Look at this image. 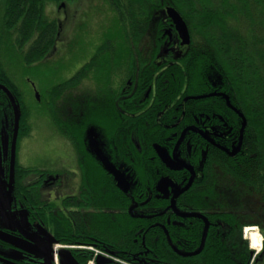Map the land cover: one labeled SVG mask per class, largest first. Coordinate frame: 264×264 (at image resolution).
Listing matches in <instances>:
<instances>
[{
    "label": "trees",
    "instance_id": "1",
    "mask_svg": "<svg viewBox=\"0 0 264 264\" xmlns=\"http://www.w3.org/2000/svg\"><path fill=\"white\" fill-rule=\"evenodd\" d=\"M50 1L63 0H0L4 10L0 36L8 38L4 45L18 52L22 65L38 64L56 48L58 22L45 13ZM106 1L109 9L119 12L113 32L103 37L74 77L51 91L59 97L85 78L96 79L99 105L106 103L101 113L72 132L64 126V134L82 156L81 199L92 214L77 213V224L69 221L67 230L62 228L63 243L93 245L130 264H264L257 263L251 250L232 249L236 244L229 239L235 229L246 227L234 213L207 210L209 198L217 191L211 177L216 165L258 190L264 200V0ZM151 1L156 6L161 3L159 9L164 3L175 7L189 27L191 43L179 44L186 51L179 50L172 64L158 61L165 55L160 30L164 23L162 10H155L153 17ZM0 77L21 110L12 120L16 128L12 141L7 142L8 121L0 120V142L15 173L13 184L20 186L36 171L19 159L21 140L31 130L30 110L20 84L1 62ZM129 79L135 95L127 100L121 90ZM149 86L151 101L146 103L150 107L144 109L142 100ZM2 112L4 117L6 109ZM92 128L105 155L126 173L131 183L127 193L117 187L91 150ZM157 147L177 156L183 167L169 168ZM164 177L177 182L168 196L157 190ZM129 201L130 213L120 212L127 210ZM64 204L68 208L80 205L75 197L64 199ZM104 208L111 212L101 211ZM51 214L53 221L60 212ZM98 215L105 229L85 221L86 216ZM124 218L130 221L126 230L120 221ZM161 218L171 222L164 220L165 227L155 224ZM109 225L119 231L117 227L106 230ZM142 243L146 247H140ZM139 250L147 254L137 257ZM76 255L86 264L91 252L77 250Z\"/></svg>",
    "mask_w": 264,
    "mask_h": 264
},
{
    "label": "rangeland",
    "instance_id": "2",
    "mask_svg": "<svg viewBox=\"0 0 264 264\" xmlns=\"http://www.w3.org/2000/svg\"><path fill=\"white\" fill-rule=\"evenodd\" d=\"M67 2V15L60 10V2L54 3L50 1L45 6V13L51 19L59 18L60 20L61 17L65 19L57 47L53 53L44 61L33 66H27L25 64L22 65L17 51H13L9 47H3L4 62L2 64L9 75L20 84V89L25 94V102L29 105L30 110L29 123L31 124V130L21 140L19 159L22 165L34 168L36 171L26 177L23 183L29 184L36 180L39 177V171H47L59 175L60 177L54 186L48 188L38 187L36 191H38V195L42 200L55 203L56 208L58 207L57 209H62L63 205L68 213L69 208L66 210L63 199L67 196L78 194L80 185L83 188L84 183H80L82 169L78 163L76 148L69 137L64 134V126L65 130L72 132L74 127L79 128L83 123H87L91 116L101 113L105 109L106 103L104 104L103 102L102 105H99L100 102L98 101L101 97L96 79L85 78L76 86L62 91L59 97H53L52 94L54 93L51 94V91L54 86L70 80L78 73L94 53L95 48L102 42L103 37L108 32H113L116 19L112 15L106 0H72ZM151 5L154 6L150 8L153 17L155 10H157L156 12L162 10L163 25L166 26L170 20L166 14V7L171 5L164 3V7L161 9L158 8L161 3L156 6L151 1ZM2 6L3 4L0 3V18L4 14ZM151 22L153 21L151 20ZM163 36H165V39H169L167 33L163 32ZM172 48L173 51L175 50L174 52L170 50L172 51L171 53H166V56L162 55L159 60H167L166 63H174L178 57V51L182 50V48L179 44L173 45ZM24 49L26 50V48ZM161 51L165 54L164 46L161 47ZM185 51L186 48H183L181 53ZM92 76L95 75L92 74ZM32 84H35L39 98H37ZM55 117H60L67 123H57L54 119ZM90 138L89 143L93 139L91 133ZM100 143L97 137L96 144L99 145ZM1 147L2 144L0 142V152ZM1 155L2 153L0 154V175L5 177L0 178L1 224L18 228L24 232L28 238H24L22 241L40 252L43 251L45 263L53 264L51 257L53 241L48 233L49 230L38 220H29L27 218L29 209L26 207L15 203L9 209L7 208L9 203L8 195L10 198V189L7 186L8 180L6 178L8 170L3 163ZM211 177L213 178L214 189L216 188L217 191L215 197L209 198L207 210L232 212L236 215L239 223L243 225L257 224L258 227H256L255 231L259 235L261 233L259 231L262 230L264 232V200L262 194L253 187L245 185L235 177L226 174L217 165L211 171ZM131 204L132 202L129 201L125 205L127 210H120V212L130 213ZM81 207H83V215L91 212V209H84L85 206L83 204ZM101 211L108 212L109 209L104 208ZM139 211L143 212L141 209ZM85 218L87 223L93 224L91 227H102L105 229V224L101 223L103 219L99 215L97 217L86 216ZM120 221L124 225V230L130 226L128 218ZM116 227V225H109L106 230L116 229ZM246 228L235 229L234 234L229 239L230 243L236 244L232 249L237 251L245 250L247 252L251 250V252L254 251L256 254H264L263 237L260 235L262 245L259 249L250 247L251 241ZM117 231H119L118 227ZM9 236L14 238L11 235ZM18 239L20 240V238ZM82 250L87 251L86 249ZM3 253L4 255L22 257L21 253L7 249H4ZM59 254L61 264H79L72 255L71 250L61 249ZM5 261L9 262L8 259ZM55 262L58 264L57 258ZM3 264L8 263L3 262ZM9 264L12 263L9 262Z\"/></svg>",
    "mask_w": 264,
    "mask_h": 264
},
{
    "label": "flooded vegetation",
    "instance_id": "3",
    "mask_svg": "<svg viewBox=\"0 0 264 264\" xmlns=\"http://www.w3.org/2000/svg\"><path fill=\"white\" fill-rule=\"evenodd\" d=\"M66 3H68L66 0L61 1L59 7H60V10L63 11L64 13H66V15H67ZM106 3H107V1H106ZM108 6H109V4H108ZM111 13L115 17V19L119 15V12H116L113 9H111ZM52 20H55L58 22V28H59L58 35H60L62 32V29L64 27L65 19L64 18L62 19V17H61L60 20H59V18L52 19ZM163 23H164V20H163ZM128 28H129V26H128ZM10 30L11 29H9V31ZM160 30L162 32L168 33V37H169L168 40L164 39L163 44H162L164 46L165 55H166V53H168V52L171 53L173 51V48H172L173 45L180 44V39L177 35V31L175 29V26L172 24L171 20H169V23H167L166 26L162 25ZM12 33H13V30H12ZM170 34H171V36H170ZM13 38L15 40L16 36L13 35ZM13 38H12V40H13ZM171 38H172V40H171ZM5 40H8V38H4L3 36H0V62L1 63L4 62L3 61L4 57L2 54V48L6 47L4 45ZM12 40H11V42H12ZM5 43L7 45L9 42H5ZM2 45H3V47H2ZM141 46H143V43L141 44ZM56 47H57V44H56ZM170 50H172V51H170ZM158 61H160V60L158 59ZM166 61L167 60L160 61V62L163 63ZM32 87L35 90V92L38 91L37 88L35 87V84H32ZM132 87H133V81H132V79H129L127 81V85L125 87H123L121 90L122 93L125 94V98L127 100H129V98L131 96L135 95V92L130 90ZM150 92H151V86L148 87V89L145 93V98L142 100L143 105L144 104L146 105V106L144 105L145 106L144 109H147L150 107V105H148L146 103V101L147 102L151 101ZM11 93H12V91L10 89H4V84L0 81V120L6 119L9 123V124H7L8 126L6 128V130H7L6 132L8 135L7 138L9 139V140L7 139V142L12 141L13 132H14V130H16L15 126L12 125L13 118L16 116H19V114L21 115L20 106L18 107L17 104L15 105V103H13L15 101H14L13 95ZM5 103H6V105H5ZM4 108L6 109V112H4V117H3L2 111L3 110L5 111ZM0 123H1V121H0ZM8 128L10 130H8ZM2 143L4 145L6 143V141L4 142V139H3ZM89 145H90V143H89ZM6 149H7V146H6ZM1 153H2L1 157H2L3 163L6 165V168L8 170V174H7L6 178L8 180L7 186L10 189V198L8 195L9 203H8L7 208L9 209L11 205H14L15 203H17V204H20V206L26 207L27 209H29V212L27 213V218H29V220H31V221L38 220L40 223H42L46 227L47 230H49V232L48 231L47 232L50 234L52 241H53L52 242L53 243L52 244L53 249L51 251V257L53 260V264H57L55 262L56 258L58 259V264H61L59 251L61 249H67V248H63L64 246H62L64 244L63 239L66 238V237L61 235L64 233V232H62V228L67 230V225H68L69 221H71V223H73V224H77V221H76L77 213L79 214L83 210V207H81L82 202H83L81 199L82 193H83L82 192V186L80 185L78 194H76L74 196H67L64 198V199H66V198L72 199L75 197L76 198V204L77 205L80 204L79 206H72V207H69V209H68V207L65 206L66 210L67 209L69 210L68 213L65 211L63 205H62V209H57L58 207L56 208L55 203L47 201V200H42L39 197L38 191H36V188H38V187L39 188H42V187L48 188V187L54 186V184L56 183V181L59 179L60 176L53 174L51 172H47V171H39V177L36 180H34L33 182H31L29 184L23 183V180L26 178L25 177L22 180V185L14 186L13 174H15V173L12 172L13 169H11L12 166L9 162V158L4 153V148L1 149L0 154ZM76 154H77L78 163L80 165V168L82 169L81 164H80V161H82V156L79 157L77 151H76ZM32 173L33 172L28 174V176L31 175ZM1 177L5 178L4 176L0 175V178ZM172 179L176 182V180L174 178H172ZM80 183H82V175H81V182ZM64 199H63V201H64ZM51 204H52V208H51ZM48 206H50L49 209H47ZM1 208H2V205L0 203V209ZM53 211H55V212L59 211L60 215L58 214V216H56V218L53 221H51L50 216L52 215L51 212H53ZM174 211L176 213H179V211H177L176 209ZM63 217H65V219H66L65 221H64ZM174 219H176V218H174ZM174 219H173V221L177 225L178 220H174ZM161 220H162L161 222L158 221L155 224L162 225L165 227L164 220H166L168 224L171 222L170 218H161ZM9 235L13 236L14 238H11ZM145 236H146V234H145ZM18 238H20V240ZM24 238H28V236L24 232H22L20 229L12 228V227H9L6 225H2L1 221H0V264L1 263L3 264V262H6L8 264H9V262H11L12 264H46L45 258L43 257L44 252L43 251L40 252L37 249H35L33 246L22 241V239H24ZM135 241H136V243H138L137 239ZM140 247H146V245L144 243H142V245ZM4 249L15 251L16 253H21L22 257H19L17 255H13V256L4 255V253H3ZM69 250H71L73 252L72 255L79 262V264H83L82 261L80 260L81 258L79 259L76 255L78 249H69ZM252 253L255 254L254 251ZM146 254H147L146 251L139 250V252L137 253V257L143 258V255H146ZM115 257H116L115 255L111 254V258H109V262L106 264H116L115 263L116 261L114 259ZM254 257H256L255 259H256L257 263L264 261V254L263 253H257V254H255ZM6 259H8L9 262L5 261ZM99 262H100L99 259H95L94 264H99Z\"/></svg>",
    "mask_w": 264,
    "mask_h": 264
},
{
    "label": "water",
    "instance_id": "4",
    "mask_svg": "<svg viewBox=\"0 0 264 264\" xmlns=\"http://www.w3.org/2000/svg\"><path fill=\"white\" fill-rule=\"evenodd\" d=\"M166 14L169 17V19L172 21V24L175 26V29L177 31V35L180 39V45H190L191 43V33L188 27L187 22L181 15V13L173 6H167L166 7ZM168 34V33H167ZM171 36V34H170ZM172 40V38H171ZM37 98H39V93L36 92ZM90 133L92 136V140L90 141V147L91 150L94 152V154L97 156V158L102 162L103 166L106 170H108L114 177L116 181L117 187L124 193H127L130 190L131 183L129 179L127 178L126 173L117 168L110 159L105 155L102 148L96 144L97 135L94 132L93 129H90ZM157 151L159 152V155L163 162L171 169L178 170L183 167L184 162L180 161L177 156H170L165 150H163L160 147H157ZM177 186V183L171 178V177H164L161 179L158 183L157 189L159 192L163 193L164 196H168L170 193V189L173 188L175 191V187ZM175 197H173V206L175 204ZM101 263H108V259H99Z\"/></svg>",
    "mask_w": 264,
    "mask_h": 264
},
{
    "label": "built area",
    "instance_id": "5",
    "mask_svg": "<svg viewBox=\"0 0 264 264\" xmlns=\"http://www.w3.org/2000/svg\"><path fill=\"white\" fill-rule=\"evenodd\" d=\"M67 247H78L81 249H87L90 250L92 252V258L87 262V264H94L95 263V259H98L99 257H105V258H111V255L109 252L95 247V246H91V245H78V246H67ZM116 261H120L123 264H130L124 261H121L119 259H116Z\"/></svg>",
    "mask_w": 264,
    "mask_h": 264
},
{
    "label": "bare ground",
    "instance_id": "6",
    "mask_svg": "<svg viewBox=\"0 0 264 264\" xmlns=\"http://www.w3.org/2000/svg\"><path fill=\"white\" fill-rule=\"evenodd\" d=\"M246 230H247V234H248V237H249L251 243H252L253 240H256V241L259 242L257 244V246L254 247V248H258L259 249L261 247L262 243H261V238H260L259 233L257 231H255L256 227H247Z\"/></svg>",
    "mask_w": 264,
    "mask_h": 264
},
{
    "label": "crops",
    "instance_id": "7",
    "mask_svg": "<svg viewBox=\"0 0 264 264\" xmlns=\"http://www.w3.org/2000/svg\"><path fill=\"white\" fill-rule=\"evenodd\" d=\"M246 227H258V225L257 224H251V225H246ZM259 232H261L260 235L263 237V242H264V232L262 230Z\"/></svg>",
    "mask_w": 264,
    "mask_h": 264
},
{
    "label": "clouds",
    "instance_id": "8",
    "mask_svg": "<svg viewBox=\"0 0 264 264\" xmlns=\"http://www.w3.org/2000/svg\"><path fill=\"white\" fill-rule=\"evenodd\" d=\"M258 243H259L258 241L253 240L252 243L250 244V247H256Z\"/></svg>",
    "mask_w": 264,
    "mask_h": 264
}]
</instances>
